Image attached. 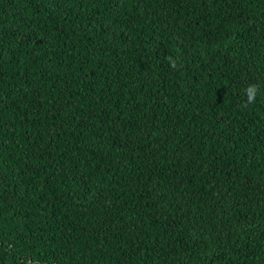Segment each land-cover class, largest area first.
Segmentation results:
<instances>
[{"label": "trees", "instance_id": "trees-1", "mask_svg": "<svg viewBox=\"0 0 264 264\" xmlns=\"http://www.w3.org/2000/svg\"><path fill=\"white\" fill-rule=\"evenodd\" d=\"M0 264H264V0H0Z\"/></svg>", "mask_w": 264, "mask_h": 264}, {"label": "clouds", "instance_id": "clouds-1", "mask_svg": "<svg viewBox=\"0 0 264 264\" xmlns=\"http://www.w3.org/2000/svg\"><path fill=\"white\" fill-rule=\"evenodd\" d=\"M172 66L175 67V64H173ZM245 93L247 96V103L254 104L256 102V98H257V95L259 93L258 86L256 84H250L245 89ZM247 103L245 104V106H247Z\"/></svg>", "mask_w": 264, "mask_h": 264}]
</instances>
